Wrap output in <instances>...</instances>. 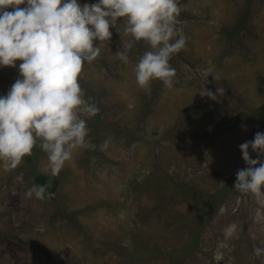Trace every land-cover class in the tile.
<instances>
[{
	"label": "rangeland",
	"instance_id": "1",
	"mask_svg": "<svg viewBox=\"0 0 264 264\" xmlns=\"http://www.w3.org/2000/svg\"><path fill=\"white\" fill-rule=\"evenodd\" d=\"M181 5L172 88L136 83L149 45L134 42L121 61L131 37L118 18L82 68L84 97L99 109L86 117L90 146L55 176L39 140L15 169L0 167V264H264L252 251L264 247V198L233 187L248 166L238 146L264 132V0ZM18 77L0 66V94ZM35 174L59 180L53 197L24 195Z\"/></svg>",
	"mask_w": 264,
	"mask_h": 264
},
{
	"label": "clouds",
	"instance_id": "2",
	"mask_svg": "<svg viewBox=\"0 0 264 264\" xmlns=\"http://www.w3.org/2000/svg\"><path fill=\"white\" fill-rule=\"evenodd\" d=\"M181 11V0H0V66L19 71L6 94H0V167L15 169L39 140L55 176L74 149L90 146L86 117L99 109L84 97L82 68L98 57L99 42L111 37L110 26L115 28L118 18L124 19L123 31L131 37L115 53L121 61H129L134 42L149 45L135 64L136 83L147 89L158 79L172 88L176 69L169 60L186 42ZM200 92L215 98L211 90ZM238 147L248 166L237 170L233 187L264 198V159L252 158L248 151L251 147L264 154V132ZM24 195L44 199L51 193L45 185L33 184ZM252 251L264 258V247Z\"/></svg>",
	"mask_w": 264,
	"mask_h": 264
},
{
	"label": "trees",
	"instance_id": "3",
	"mask_svg": "<svg viewBox=\"0 0 264 264\" xmlns=\"http://www.w3.org/2000/svg\"><path fill=\"white\" fill-rule=\"evenodd\" d=\"M34 180L36 184H43L46 186V191L51 193L49 198L53 197L55 194L56 189L59 185V180L50 175H43V174H35Z\"/></svg>",
	"mask_w": 264,
	"mask_h": 264
},
{
	"label": "bare ground",
	"instance_id": "4",
	"mask_svg": "<svg viewBox=\"0 0 264 264\" xmlns=\"http://www.w3.org/2000/svg\"><path fill=\"white\" fill-rule=\"evenodd\" d=\"M205 222H206V221H205ZM202 229H203V228H202ZM202 229H201V230H202ZM223 260H224V259H223Z\"/></svg>",
	"mask_w": 264,
	"mask_h": 264
}]
</instances>
